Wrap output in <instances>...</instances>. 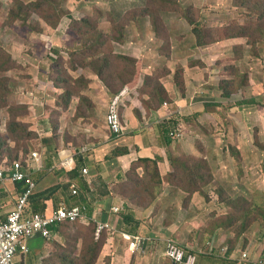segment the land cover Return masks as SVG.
<instances>
[{
  "label": "rangeland",
  "instance_id": "1",
  "mask_svg": "<svg viewBox=\"0 0 264 264\" xmlns=\"http://www.w3.org/2000/svg\"><path fill=\"white\" fill-rule=\"evenodd\" d=\"M0 3V36L12 37L1 44L4 57L0 56V167L14 160L32 161L33 152L45 160L48 155L42 149L49 146L47 143L51 147H65L67 152L71 148L77 151L87 142L82 124L91 122L103 127L100 122L106 118L109 100L113 96H127L126 88L135 76L144 81L145 87H136L134 92L128 91L129 95L134 98L147 94L144 108L157 109L168 93L175 96L173 86L183 87V81H172L168 63L163 65L161 59L167 61L173 56L186 65L202 57L206 63H212L205 74L206 81L210 80L206 82V101L215 104L211 107L215 115L205 116L207 130L195 133L210 132L211 126L219 125V131L225 135H215L213 146L220 149L210 150L212 146L206 144L202 155L192 153L178 158L185 161L178 168L182 174L178 176L173 168L169 175L190 182L170 179L171 190L163 195L155 188L157 176L154 179L146 170L143 178L130 175L116 184L121 199L127 201L122 214L132 213L133 218L123 224L120 217L119 223L122 221L121 226L127 228L139 224L138 232L149 234V238L143 237L147 251L143 255L137 250L132 252L139 243L132 245L134 236L119 233L122 230L119 225V232L107 234V241H104L106 233L98 236V223L106 222L97 221L91 210L89 214L86 212L85 220L61 227L70 253L66 256L74 259V264H88L95 255L92 250L89 256L93 248H97L99 258L95 264H171L165 256L169 243L188 249V257L192 255L194 259L196 255L191 252L207 255L204 254L209 249L207 242L212 240L217 247L212 252L216 258L229 252L232 260H223L236 264L264 262V0H0ZM10 9L17 18H7ZM198 31L207 41H213L209 48L218 47L233 58V47L240 48L245 39L223 41L226 35L239 33L253 45L256 42L254 48L260 55L244 54L246 57L236 61L250 72L248 84L243 78L247 75L245 70H232L229 75L236 78H229V90L234 94L229 98L217 95L223 79L213 64L218 55L216 52L212 57L201 55L207 46L198 42ZM142 51L151 54L144 56ZM198 66L207 67L204 63ZM178 72L185 78L183 70ZM186 86L202 88L198 78L187 81ZM242 86L248 96L254 94L257 105L236 104L241 99ZM194 95L200 97L199 91ZM188 98L178 100L181 115L190 113L189 109H194L193 104L198 102L191 103ZM199 115L195 112L193 118ZM214 118L220 121L214 124ZM256 118L259 135L254 141V127L248 123ZM79 126L81 130L77 132ZM181 128L177 132L182 138L173 143L185 138L187 131ZM211 135L207 134L206 142ZM100 140L97 136L91 143L95 147ZM218 151L230 162L226 159L217 162V155L221 157ZM62 154L66 159L72 156ZM34 167L40 174L31 175L37 191V179H44L48 171L44 167L37 169L36 164ZM67 180L64 178L63 182ZM187 190L197 191L201 208ZM68 193L72 194V185ZM98 199L90 196L89 201L95 203ZM155 227L158 229L154 231ZM53 239L52 233L47 241ZM35 240L29 242L30 247ZM48 259L41 264H47Z\"/></svg>",
  "mask_w": 264,
  "mask_h": 264
},
{
  "label": "crops",
  "instance_id": "2",
  "mask_svg": "<svg viewBox=\"0 0 264 264\" xmlns=\"http://www.w3.org/2000/svg\"><path fill=\"white\" fill-rule=\"evenodd\" d=\"M189 40L190 39H186V41ZM209 46H207V48L205 49H202L201 55L204 57H212L216 52V54L218 55V59L213 64L216 65V69L218 68L220 77L225 78L227 68L231 66L232 59H234L233 56H226L225 52L223 50H220L218 47L213 49L209 48ZM232 53H234L233 50ZM141 54H144V56H148L151 54V52L142 51ZM159 62H161L163 65L168 63L167 66L169 68L168 70L170 71L172 81L173 79L176 83L180 80L183 81L182 88L179 84L173 86L172 91L175 92V96L171 97V95L168 93L167 97L170 98V103H167L166 106H160L154 110L145 109L143 106V102L144 95L148 96L147 94H143L142 96L137 95L134 98L131 97V94L129 95V92H134L136 87H141L142 83L144 82L139 80L137 78L138 76H135V78L132 80V83L127 86L130 89L126 88L128 93L127 96L122 98L121 117L124 126L122 135L116 136L111 133L110 129L107 127L106 118L100 122L103 126L100 128H98V126L94 125L91 122H87L89 126L87 124H82L87 132L85 133V139H87V142L80 145L77 151L75 150V148H71V151L68 150L69 152H67V149L65 147H51L50 143H47L49 146L43 147L42 151L46 152L48 157H46V159L44 160L42 156H40L41 163L37 165V169H41L44 167L48 171V174L44 179H37V191H42L56 184H63L70 180V178H68L65 173L71 170H65L61 166V163L64 161V159H66L64 158L62 152L64 154L68 153L69 155L79 153L78 156L83 158L84 167H87L89 170V175L84 178L88 182V186L86 185V188L84 189V196L86 198L84 203H87L90 206V213L97 221L106 222L112 227V229L110 230L106 229L107 233L104 241H107V234L111 232L117 233L119 231L118 225L120 226V228L122 225V221H120L119 223V219L122 216L112 213L111 208L115 206L118 207L120 204L121 207H119L120 209H122V211L126 208L124 206L127 201H123V199H121V191H119L116 184H120V182L126 181L130 175L136 178H143V173L145 170L144 168L147 167V169H150L152 166H154L156 168V176L158 182L161 183L156 191L157 193H160V195H163L165 192L167 193L171 190V184L168 181H171L170 179H175L173 176H170L169 173L173 170V168H175L176 160H178V158L186 157L187 155L192 153L193 155H202V150L204 147H206V144L207 146H212L210 147V150L217 151L218 149H220V147L215 148L213 146V139H215V135H220L221 137H224L225 135L223 131H219V125H214V127L211 126V128L209 129L210 132L205 131L202 132V134L195 133L199 132V130L202 129L207 130L204 125V120L206 119L205 116L213 117V115H215L211 111L213 110V108H211L212 105L210 108H208V103L210 102L206 101V98H208L206 82L209 83L210 80L206 81L205 74L208 71L209 65L212 63H206V60L204 58L197 57L190 60L185 65L184 62H182V64L174 60L173 56L171 58H168L167 61L166 59H161L159 60ZM145 63L147 66V71L150 72L149 64L146 61ZM198 63H204L207 65V67L200 68L198 66ZM247 66H249V63H247ZM178 70H183L185 72V78H182V75L178 72ZM137 73L140 72L138 71ZM202 75L203 77L201 79L200 77ZM195 78H198L200 80L202 88H188L186 86L187 81ZM136 81L137 83H135ZM197 91H199L200 97H196L194 95V93ZM245 93L247 97L254 96V94L248 96L246 90ZM217 95H220L219 86ZM240 95V100H242V92L240 93ZM187 98L191 100V103L194 100H197L198 102L195 105L193 104L194 109H189L190 113H187L186 115L185 113H183L181 115L179 113V107H181V105L178 103V100L187 101ZM92 103L96 104V101L93 100ZM109 103L110 100L107 104V110ZM170 106H172L173 109H170ZM239 106L244 107L247 105L241 104ZM220 107L222 109L224 108L223 106ZM195 112H198L200 114L197 118H193V114H195ZM257 120L258 118L248 124L251 127H254L256 126L255 121ZM218 121H220V119L214 118V124H216ZM162 122L171 123L172 126L170 129L178 128L181 130V126H183L185 131H187V134L185 133V138L179 143L167 144L165 138V130L161 125ZM236 129L238 131V127ZM80 130V126L76 128L77 132H79ZM207 134L212 135L211 140L206 142L205 137L207 136ZM248 134L251 135V132H248ZM97 136L101 138V142L94 147L91 141L92 139H96ZM116 151H118L119 154L115 157L111 156ZM218 153L221 152L218 151ZM136 156L138 157L136 158ZM144 157L151 158L155 161V164L153 165L150 162L141 163L138 161V159ZM224 159H226V157L222 156V153L221 157L220 155H217V162L219 160L223 161ZM226 161L230 162V160L228 159H226ZM32 168L34 169L35 167L33 166ZM60 168V173H57V170ZM33 169L32 175L34 176L36 174V176L38 177V175H40L38 173V170ZM63 171L64 173H62ZM64 178H68V180L63 182ZM72 185L76 186L78 190L77 195L82 200L83 197L80 195L81 189L79 186V181L75 180ZM174 186L175 188H177L175 184ZM100 189H104L106 193H101ZM180 189L183 190V188ZM15 195L16 192L13 183L0 181L1 213H9V211L13 207L12 202ZM90 196H98L99 199L95 203L94 200L93 202H90ZM62 199L64 198L56 196L53 200L47 201L46 212H50L51 209H53L55 203L58 207L61 204H65L64 200ZM191 199L192 201H196V206L198 208H201L202 205L197 200V194L191 196ZM33 213L34 209L33 205H31V208H28V214ZM157 229L158 228L155 227L154 231ZM138 234L144 238H149V234H145L140 231L138 232ZM55 235L53 236L54 241L52 242H48L47 240L39 237L35 238L39 240L34 239L36 242L32 245V247H30L29 243L30 252L28 253V255H26L25 257L20 255V258L18 257V259L22 260L24 264H41L42 260H45L47 258H50V260L47 261V264H58L61 261L62 262L60 264H62L65 262V260L69 261L70 259L68 256L70 255V253H67L69 251V248H66L68 244L63 238L60 229H58L57 231L55 230ZM212 247L214 248L215 246ZM247 263L256 264V261H253V263L252 261H247Z\"/></svg>",
  "mask_w": 264,
  "mask_h": 264
},
{
  "label": "built area",
  "instance_id": "3",
  "mask_svg": "<svg viewBox=\"0 0 264 264\" xmlns=\"http://www.w3.org/2000/svg\"><path fill=\"white\" fill-rule=\"evenodd\" d=\"M126 93V91L124 92ZM122 98L120 95L110 100L108 111L106 114L107 127L111 133L119 136L124 131L122 123L120 107L122 106ZM174 135V133H172ZM175 135L178 139H181V133L176 132ZM76 155L74 154L64 160L61 166L65 170H73L76 166ZM32 161H27L26 165L20 160H16L11 163H5L0 167V181H7L11 183H18L26 181L27 188L24 192L16 194L14 197L13 207L7 214L0 212V264H24L22 260L17 259V256L22 255L25 257L29 253L28 244L34 238L40 237L47 240L51 236L50 227L56 222H63L69 220L71 222L77 220H85L87 213L80 206L69 207L65 204H61L58 209H51L50 212L45 213H33L28 214V208L30 207L31 195L36 190V182L31 178L32 167L34 164L41 163L39 153H31ZM29 167V169L27 168ZM83 177L89 175L87 167L83 168ZM72 194H78V190L75 185H72ZM86 209V207L84 206ZM115 212L119 211L118 207L113 209ZM109 228V224L98 223L97 235ZM54 236V234H53ZM131 240L132 245L139 243L136 249H132V252L136 250L141 254L144 253L146 248V241L141 236H134ZM183 248V247H182ZM179 246L169 243L165 256L169 258L174 264H189L194 263L196 256L189 257L186 255L189 253ZM20 258V257H19ZM246 258V255L243 256Z\"/></svg>",
  "mask_w": 264,
  "mask_h": 264
},
{
  "label": "trees",
  "instance_id": "4",
  "mask_svg": "<svg viewBox=\"0 0 264 264\" xmlns=\"http://www.w3.org/2000/svg\"><path fill=\"white\" fill-rule=\"evenodd\" d=\"M32 6L33 3H31ZM42 4H38V7H41ZM181 8H183L182 5H180ZM0 9L2 10V5L0 3ZM108 12V11H107ZM109 13L113 14L111 11H109ZM14 16L16 17L15 13L14 15L12 14V12H8L7 14V18L10 20V19H14ZM17 18V17H16ZM203 23H206L205 21ZM197 39H198V42L202 45H205V46H209L211 45V41H207L206 37H203V34H201L199 31L197 32ZM247 36H244V35H241L239 33H232L230 35H226L225 38H223L222 40H238V39H245V44L243 46H241L240 48H237V47H233V52H234V58H235V64H232L230 69L227 70L226 72V77L222 79L221 83H224L227 82L228 84L226 85H223L220 87V84H219V91H220V95L225 98H229L231 97L232 95H234L233 93L230 92L229 90V84H231V81L229 78H236V77H233V76H230L229 73L232 72V70H236L238 68H242L243 70L246 71L247 75L243 78H245V81H246V86L248 84V79H249V74L250 72L243 66V65H239V64H236V61L238 59H242L243 57H246L245 55H248L249 57H255L257 56L259 53H257L256 49L254 48V45L253 43H251L249 41V38ZM8 39H12L11 38H7V37H1L0 36V56L3 58L4 56L1 55V52L3 50V46H1V44H5V41L4 40H8ZM248 39V40H247ZM5 52V51H4ZM245 54V55H244ZM260 55V54H259ZM101 73V72H100ZM99 73V74H100ZM145 80H149V79H145ZM132 81L130 82L129 81V84H131ZM137 83V81L135 82ZM234 83V82H233ZM245 86V87H246ZM145 87V83L143 82L142 85H141V88H144ZM128 89H130L128 87ZM223 90V91H222ZM240 91H242V96H243V99L238 101L236 104H239V105H243V104H249V105H257L258 104V101L256 100L255 96H251V97H247L246 93H245V88L243 89V86L240 88ZM168 96V95H167ZM114 97V96H113ZM163 102H167V103H170V98L169 97H165L162 99V101L160 100V103L158 105V107H162L164 106V103ZM211 105H215V104H210L208 103V108L211 107ZM218 104H216L217 106ZM219 106V105H218ZM222 106V105H221ZM230 106L231 105H228L227 107H229L230 109ZM121 108L120 107V111H121ZM225 109V108H223ZM228 109V110H229ZM162 127L164 128L165 130V134H166V142L167 144H173L174 141L178 140V137L175 135V133L177 132V129L178 128H171V123L169 122H162L161 123ZM172 133H174V135H172ZM122 135V134H121ZM259 135V125H256L254 126L253 128V139L254 141L257 139V136ZM120 136V135H119ZM119 154L118 151L114 152L111 156H117ZM31 157V155H30ZM16 161V160H14ZM13 161V162H14ZM22 161L23 164L26 165V162L27 161H24V160H20ZM139 162L141 163H145V162H150L151 164H155V161L152 160L151 158H148V157H144V158H140L138 159ZM185 161H179V160H176V170H177V175L180 176L182 174V171L179 168V166L184 163ZM83 168L84 167V163H83V158L82 157H79L78 155H76V167L69 171V172H66L65 174L68 176V178H70V180H68V182L66 183H63V184H56L54 186H51L49 188H46L42 191H35L33 193V195H31V198H30V208H31V205H33V209H34V213H45L47 210V201L49 200H53L56 196H59L60 198H64L62 200H64L65 204H67V206L69 207H72V206H80L81 209H84L85 212H87L89 214V210H90V206L86 203H84L85 201V196H84V192H85V188H86V185L88 184V182L86 181V179H84L83 177ZM145 170L148 171L149 173H152V177L155 179L156 178V168L154 166H152L150 169H147V167H145ZM64 173V171L62 172ZM176 175V174H175ZM178 176H174V179L178 182V183H189L190 181L189 180H186V179H182V178H179ZM183 176V175H182ZM75 180H78L79 181V186H80V189H81V193L80 195L83 197L82 200L80 199V197L78 195H73V194H70L68 193V188L71 187V185L73 184V182H75ZM202 182H200L199 184H201ZM155 188H158L161 183L160 182H157L155 180ZM13 186L15 188V192L16 194H19V193H22L26 190L27 188V183L26 181H23V182H18V183H13ZM88 186V185H87ZM77 189V188H76ZM101 193L104 192V194L106 193L104 189H100ZM186 191V190H185ZM197 192V191H196ZM196 192H191V191H188L187 190V193L188 195L191 194L192 196L195 195ZM61 206V205H60ZM59 206V207H60ZM84 206L86 207V209L84 208ZM57 206V204L55 203L54 204V207L53 209H58L59 208ZM118 215L122 216L123 217V224H126V223H130L131 221H133V218L131 217L132 216V213H129V214H122V212H120ZM79 220L77 221H74V222H71L69 220H66V221H63V222H56L54 223L50 229H51V232L55 235V230L57 231L58 229H60L61 227L63 226H67L69 224H74V223H77L79 222ZM138 225L137 224L135 227L133 228H127L125 226H121V231L119 233L123 234V232L129 234V235H136L137 234V229H138ZM104 233H107L106 230L102 231ZM101 232V233H102ZM122 237V236H121ZM40 238V237H39ZM103 238V237H102ZM35 239V238H34ZM33 239V240H34ZM44 239V238H42ZM32 241V240H31ZM104 242V241H103ZM214 240H212L211 242H207V246L209 247L208 251L204 254H207L205 256H202L203 254L202 253H196V252H191V254H195L196 257H201L202 256V259H197L196 258V262L195 264H236V262H231V261H226V260H223V259H229V260H232L231 259V256L229 255V252L227 253H222L221 257L223 258H216L214 255L213 252V247L212 246H215L213 244ZM216 247V246H215ZM94 251L95 255L92 257V259L90 260V262L88 264H95L96 260L99 259L98 258V253H97V248H93L90 250L89 252V256H90V253L91 251ZM188 252H190L189 250H187ZM188 254L186 255V258H187ZM206 256H211V258H207ZM229 257V258H228ZM108 258L109 256L106 258V260L108 261ZM50 258L47 260L49 261ZM71 260V259H70ZM66 261L62 264H74V259L71 260V261ZM170 260V259H169ZM171 261V260H170ZM60 262V261H59ZM62 262V261H61ZM60 262V263H61ZM262 262V261H261ZM58 263V264H60ZM171 264H174L172 261H171Z\"/></svg>",
  "mask_w": 264,
  "mask_h": 264
},
{
  "label": "clouds",
  "instance_id": "5",
  "mask_svg": "<svg viewBox=\"0 0 264 264\" xmlns=\"http://www.w3.org/2000/svg\"><path fill=\"white\" fill-rule=\"evenodd\" d=\"M10 12H12L13 13V15H14V12H13V10L12 9H10ZM129 91V90H128ZM115 207H117V206H115ZM115 207H112L111 208V210H112V213H115V214H119L120 212H122V209H120V207L118 206V208H119V211L118 212H115L113 209L115 208ZM109 230L111 229V227H109L108 228ZM124 234V233H123ZM100 235H101V233H100ZM124 235H127V236H137L138 235V232H137V234L136 235H129V234H124ZM147 251H144V253H142V255L143 254H145ZM256 264H264V262H261L260 260H258V261H256Z\"/></svg>",
  "mask_w": 264,
  "mask_h": 264
}]
</instances>
